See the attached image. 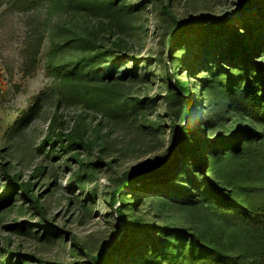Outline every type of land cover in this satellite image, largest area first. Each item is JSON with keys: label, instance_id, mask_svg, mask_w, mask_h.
<instances>
[{"label": "rangeland", "instance_id": "1", "mask_svg": "<svg viewBox=\"0 0 264 264\" xmlns=\"http://www.w3.org/2000/svg\"><path fill=\"white\" fill-rule=\"evenodd\" d=\"M29 1H37L35 13L44 38L38 65L30 74L23 72L20 57L27 33L24 19L17 16L0 25V196L9 182L6 174L19 185L31 183L43 213L20 188L0 207V264L7 258L11 264H96L95 257L119 241L120 235L113 237L118 232L122 194L140 200L135 208L131 203L125 206L130 230L143 215L148 228L154 224L216 234L218 221L207 208L175 206L177 199L168 192L150 196L146 193L149 179L129 185L115 201L113 193L125 175L144 171L161 156L179 160V167L169 175L183 167L175 126L181 128L196 119L208 138L204 119L210 114L205 112L222 100L197 85L191 68L177 66L171 58L200 51L208 29L201 25L189 30L187 45L175 52L169 34L196 17L222 18L239 11L248 0H120L114 10L110 0ZM243 15L247 13L233 19ZM236 27L239 32L245 29L240 24ZM109 64L114 67L111 79L106 75ZM76 65L79 70L68 76ZM176 79L189 87V120L173 113L185 110V93L179 94L181 106H173ZM235 80L239 81L238 75ZM86 93L104 105L92 106ZM139 101L143 104L136 109ZM25 115L31 118L24 124ZM52 128L64 147L62 142L55 144L54 138L40 149ZM193 129L191 124V133ZM217 129L213 136L222 131ZM102 149H106L104 164L96 155ZM41 167L44 172L39 174ZM138 187H143V193L131 192ZM226 235L223 239L221 232L223 247L235 251ZM117 264L126 263L119 260Z\"/></svg>", "mask_w": 264, "mask_h": 264}, {"label": "trees", "instance_id": "2", "mask_svg": "<svg viewBox=\"0 0 264 264\" xmlns=\"http://www.w3.org/2000/svg\"><path fill=\"white\" fill-rule=\"evenodd\" d=\"M119 1L110 0L109 7L116 9ZM248 3L225 17H196L171 31L169 40L175 52L187 45L185 35L189 30L206 25L208 33L200 51L189 52L184 58L177 53L171 58L177 66L191 68L197 85L212 90L214 99H221L222 102L205 112L210 114L209 118L206 114L204 119V126L209 128L208 138L199 129L196 119L191 123L194 127L192 133L190 123L181 128L175 126L177 149L185 158L179 171L169 175L179 167V160L161 156L153 164L148 163L144 171L125 175L123 183L113 193L115 201L129 185L149 179L147 194L160 197L166 192L170 198L177 199L173 201L175 206L207 208L210 216L218 221V232L211 234L201 230L192 233L154 224L148 228V221L143 215L137 218L136 226L130 230L125 206L131 203L135 208L140 200L134 196L128 199L122 194V208L117 209L118 232L113 237L120 235L119 241H116L115 248L108 249L104 254L100 252L94 259L96 264H117L119 260L126 264H264V6H261L264 0H248ZM37 8V1L0 0V25L17 16L26 23L27 33L20 52L25 75L37 67L44 40L43 25L35 13ZM163 9L171 15L167 6ZM242 13L247 15L233 19L234 15ZM258 16L260 19L256 18ZM239 24L245 27L241 32L236 27ZM224 38L227 40L224 41ZM257 56H260V61H255ZM85 61L82 59L80 63ZM106 68V75L111 79L114 67L109 64ZM78 70L76 65L67 75ZM87 74L97 78L94 72ZM237 75L238 82L235 80ZM167 76L172 81L170 72ZM175 88L174 108L181 106L179 94L186 95L182 98L184 113L177 109L173 112L174 116L180 115L183 120H189L192 117L187 96L189 87L176 79ZM86 94L91 96L88 101L92 106L101 108L104 105L100 98ZM142 104L139 101L135 108ZM29 118L31 115H25L22 122L25 124ZM218 127L222 131L213 136L212 131ZM54 138L55 144L62 142L64 147L62 137L57 136L52 128L40 149H45ZM74 142H70L72 146ZM105 151L102 149L96 153L97 161L102 164ZM37 172L42 174L44 168H39ZM6 176L9 182L0 196V207L7 204L11 194L20 188L42 212L38 199L31 191V183L19 185L14 178ZM137 190L143 193V187L133 188L131 192ZM221 223L223 228L219 227ZM221 232L223 239L227 233L226 238L236 247L235 251L223 247ZM5 264H11V259L7 258Z\"/></svg>", "mask_w": 264, "mask_h": 264}, {"label": "built area", "instance_id": "3", "mask_svg": "<svg viewBox=\"0 0 264 264\" xmlns=\"http://www.w3.org/2000/svg\"><path fill=\"white\" fill-rule=\"evenodd\" d=\"M2 70V66H1V63H0V71Z\"/></svg>", "mask_w": 264, "mask_h": 264}]
</instances>
